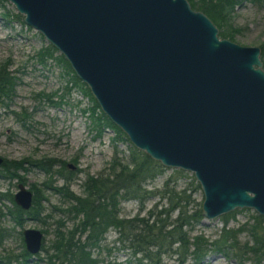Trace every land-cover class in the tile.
Segmentation results:
<instances>
[{"label":"water","instance_id":"obj_1","mask_svg":"<svg viewBox=\"0 0 264 264\" xmlns=\"http://www.w3.org/2000/svg\"><path fill=\"white\" fill-rule=\"evenodd\" d=\"M7 1L63 55L134 147L193 174L203 218L241 208L264 215L259 47L219 38L188 0ZM13 200L29 210L32 192L19 182ZM22 236L35 257L43 232L25 228Z\"/></svg>","mask_w":264,"mask_h":264},{"label":"rangeland","instance_id":"obj_2","mask_svg":"<svg viewBox=\"0 0 264 264\" xmlns=\"http://www.w3.org/2000/svg\"><path fill=\"white\" fill-rule=\"evenodd\" d=\"M227 13L229 15L221 29L232 33L229 40L239 45L259 48L264 44V0H244ZM48 44L40 32L23 21V15L18 13L9 1L0 0V65L8 63L18 79L15 96L9 107L0 106V156L6 160L28 159L29 161L24 160L26 165L30 161L38 162L49 158L70 163L76 176L69 183V188L75 194L83 196L84 178L87 175L98 176L100 173H106L114 146L123 154H127V144L113 140L118 138V134L112 128L102 130L100 136L95 138L97 121L94 119L95 115L91 117L86 111L93 106L90 98L83 95L77 87L65 92L64 85L70 86L71 83L69 75L59 61L52 57L46 58L44 63L38 61L37 52ZM54 55H59V52ZM262 63L264 69V62ZM53 92L61 98H53L58 104L49 103L42 95ZM95 110L97 112V109ZM13 112L20 113L22 117L25 114V118L21 120ZM165 168L162 174L145 184L144 187L148 191L161 189L170 176L176 179L175 191H181L188 186L192 173L183 170V176H179L176 173L178 169ZM28 169L26 172H19L24 175V184L28 189L31 190V186L41 188L44 184L48 185V188L42 187L41 191V195L46 198L41 202L43 210L38 214V218L24 215V222L21 225L16 224L8 215L12 203L5 197L8 193L13 195L17 191L18 181L0 178V229H6L8 232L0 246V264H45L47 255L52 253L50 246L55 240L58 226L62 224V231H69L77 222V218L66 211L69 204L55 191V188L64 183V179L54 173L58 166L53 167L51 174L34 166ZM188 189L190 191V187ZM192 196L201 207V189L194 190ZM157 200L156 197L146 199L145 210L141 215H145V211ZM196 202L188 205L189 209L196 208ZM138 206L137 200L122 201L119 205L120 217L134 216ZM232 213L226 227L235 229L243 223L251 222V217L255 214L248 208L235 209L227 214ZM222 216L214 219H205L202 216L199 223L188 227V235L191 237L202 234L208 242L216 240L224 227ZM25 228H36L42 232L45 230L42 247L47 251L42 249L35 257L30 256L26 262H20L22 250L25 249L22 236ZM116 235L112 228L109 229L100 246L92 250L93 256L101 260L99 264H105L108 260H131L135 264L138 256L132 255L127 244L117 241ZM247 240L248 233L241 231L238 241L243 243ZM237 253L239 250L235 246L227 256L211 253L203 264H234L236 258L233 255ZM260 262L264 264V256ZM160 264L177 262L175 256H162ZM186 264H192V261L188 260Z\"/></svg>","mask_w":264,"mask_h":264},{"label":"trees","instance_id":"obj_3","mask_svg":"<svg viewBox=\"0 0 264 264\" xmlns=\"http://www.w3.org/2000/svg\"><path fill=\"white\" fill-rule=\"evenodd\" d=\"M243 1L188 0L194 10L205 13L219 28L218 36L226 39L232 38V33L221 29L229 15L227 12ZM260 49V58L264 62V44L260 46ZM56 52L58 51L48 44L37 52L38 61L44 63L46 58L52 57L64 66L69 75V83H71L70 86L64 85L65 92H69L72 87H77L93 103L90 110L87 108L86 111L91 117L95 115L94 119L97 121L95 138L100 136L102 130L112 128L118 134V138L113 140L126 143L128 152L123 154L114 146L108 171L98 176L87 175L84 178L83 196L75 194L69 188V183L74 180L76 173L67 167L65 161L49 158L38 160V162L30 161L26 165L24 160L28 159H4L0 166V178L2 179L26 183L20 171L26 172L28 168L34 166L51 174L55 165L58 166V170L54 173L64 179L63 185L55 188V191L59 192L69 204L66 211L75 219L77 218V222L69 231H62V224L58 226L55 240L50 246L52 253L47 255L45 264H99L101 260L93 256L92 250L100 246L105 234L111 228L117 233V241L127 244L132 255L138 256L135 264H160L162 256L170 258L175 256L177 264H186L188 260H191L192 264H203L211 253H222L227 256L234 246L239 250V253L233 255L236 258L234 264H245L246 262L261 264L260 261L264 256V215L255 212L251 217V222L243 223L235 229L226 227L233 213L226 214L222 216L224 227L220 230L216 240L208 242L202 234L190 237L187 233L188 227L199 223L202 218L200 204L193 196L191 197L194 190L200 189L195 178L191 176L192 179L188 186L178 192L174 188L176 179L171 176L165 180L161 189L148 191L144 187L145 184L162 174L166 168L130 143L126 134L101 111L89 88L76 76L68 61L60 53L54 55ZM17 83L18 79L8 63L1 64L0 106L9 107L15 96ZM42 95L52 104L59 103L57 100L54 101V97L61 99L56 92ZM13 113L21 120L25 118V114L22 117L20 113ZM176 173L183 176L184 171L178 169ZM42 187L45 189L48 185L44 184ZM42 187L31 186L32 206L29 210H23L15 205L13 195L7 194L5 199L12 203V208L8 209V215L16 224L21 225L24 222V215L38 218V214L43 210L41 202L46 199L41 195ZM189 187L190 191H188ZM151 197H156L158 200L154 201L145 211V215H141V212L145 210V200ZM128 199L137 200L138 210L132 217H120L119 205ZM195 202L197 207L189 209L188 205ZM243 230L248 233L249 240L240 243L238 235ZM7 235L6 229H0V246ZM42 249L46 250L44 247ZM22 253L19 258L20 262H26L31 255L25 249ZM105 264L133 263L131 260L125 262L108 260Z\"/></svg>","mask_w":264,"mask_h":264},{"label":"flooded vegetation","instance_id":"obj_4","mask_svg":"<svg viewBox=\"0 0 264 264\" xmlns=\"http://www.w3.org/2000/svg\"><path fill=\"white\" fill-rule=\"evenodd\" d=\"M68 167V166H67ZM70 168V167H69Z\"/></svg>","mask_w":264,"mask_h":264},{"label":"bare ground","instance_id":"obj_5","mask_svg":"<svg viewBox=\"0 0 264 264\" xmlns=\"http://www.w3.org/2000/svg\"><path fill=\"white\" fill-rule=\"evenodd\" d=\"M44 234V233H43Z\"/></svg>","mask_w":264,"mask_h":264}]
</instances>
